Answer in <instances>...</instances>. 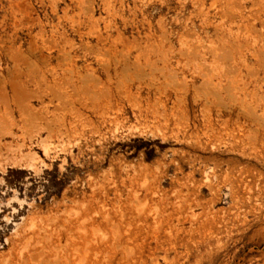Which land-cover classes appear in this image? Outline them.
Returning a JSON list of instances; mask_svg holds the SVG:
<instances>
[{
	"label": "rangeland",
	"instance_id": "obj_1",
	"mask_svg": "<svg viewBox=\"0 0 264 264\" xmlns=\"http://www.w3.org/2000/svg\"><path fill=\"white\" fill-rule=\"evenodd\" d=\"M0 264H264V0H0Z\"/></svg>",
	"mask_w": 264,
	"mask_h": 264
}]
</instances>
